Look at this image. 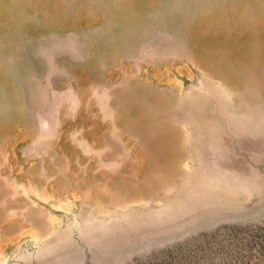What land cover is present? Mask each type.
Listing matches in <instances>:
<instances>
[{
  "label": "rangeland",
  "instance_id": "obj_1",
  "mask_svg": "<svg viewBox=\"0 0 264 264\" xmlns=\"http://www.w3.org/2000/svg\"><path fill=\"white\" fill-rule=\"evenodd\" d=\"M0 264H264V0H0Z\"/></svg>",
  "mask_w": 264,
  "mask_h": 264
}]
</instances>
